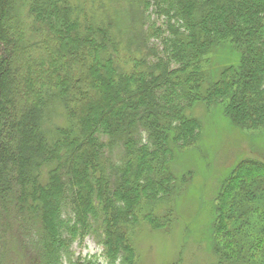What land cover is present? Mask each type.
Returning a JSON list of instances; mask_svg holds the SVG:
<instances>
[{
    "label": "trees",
    "instance_id": "16d2710c",
    "mask_svg": "<svg viewBox=\"0 0 264 264\" xmlns=\"http://www.w3.org/2000/svg\"><path fill=\"white\" fill-rule=\"evenodd\" d=\"M106 2L0 0V264H100L72 258L87 236L137 264L128 227L170 228L193 182L177 159L198 109L264 138V0ZM213 205L214 264H264V159L237 161Z\"/></svg>",
    "mask_w": 264,
    "mask_h": 264
},
{
    "label": "rangeland",
    "instance_id": "374dc122",
    "mask_svg": "<svg viewBox=\"0 0 264 264\" xmlns=\"http://www.w3.org/2000/svg\"><path fill=\"white\" fill-rule=\"evenodd\" d=\"M102 2L107 3L106 0H94L95 5ZM230 55L229 50L223 49L215 64L227 62ZM204 112L203 109L196 112L205 122L201 144L198 149L182 152L177 159L179 170H191L194 174L193 182L175 200L178 220L166 230H155L143 221L128 227L137 253V264H169L178 258L180 251L181 264H214L210 228L218 185L240 159H264V138L252 140L245 136L239 126L216 106L208 115L205 116ZM170 202L159 203L156 208L159 214L165 212ZM71 252L74 261L93 260L106 264L103 247L92 236L75 242ZM34 253L33 249H26L31 260Z\"/></svg>",
    "mask_w": 264,
    "mask_h": 264
}]
</instances>
